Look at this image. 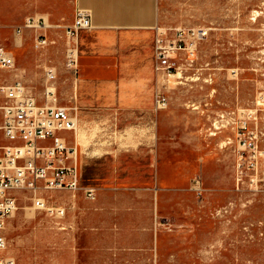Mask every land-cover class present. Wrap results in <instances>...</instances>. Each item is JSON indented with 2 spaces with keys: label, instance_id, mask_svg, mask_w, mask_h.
Masks as SVG:
<instances>
[{
  "label": "rangeland",
  "instance_id": "1",
  "mask_svg": "<svg viewBox=\"0 0 264 264\" xmlns=\"http://www.w3.org/2000/svg\"><path fill=\"white\" fill-rule=\"evenodd\" d=\"M18 2L0 0V42L16 57L0 69V86L21 82L38 102L54 87L48 99L72 108L66 25L75 0H59V21ZM159 10L161 25L210 28L175 83L160 73L168 99L160 107V170L169 189L157 208L149 193H109L100 211L84 189L38 193L64 215L17 190L3 252L15 264H264V0H159ZM39 16L47 26H24ZM41 36L47 42L37 46Z\"/></svg>",
  "mask_w": 264,
  "mask_h": 264
},
{
  "label": "crops",
  "instance_id": "2",
  "mask_svg": "<svg viewBox=\"0 0 264 264\" xmlns=\"http://www.w3.org/2000/svg\"><path fill=\"white\" fill-rule=\"evenodd\" d=\"M26 1L24 11L59 21V0ZM75 4L92 13V26L80 29L77 36L71 108L76 126L62 131L68 143L77 146L80 190L95 188V197H86L98 211L109 193H149L157 208L169 189L160 170L156 102L159 0H75Z\"/></svg>",
  "mask_w": 264,
  "mask_h": 264
},
{
  "label": "built area",
  "instance_id": "3",
  "mask_svg": "<svg viewBox=\"0 0 264 264\" xmlns=\"http://www.w3.org/2000/svg\"><path fill=\"white\" fill-rule=\"evenodd\" d=\"M24 26H47L44 16L28 17ZM92 26L91 10L77 6L71 24L66 32L72 36V53L69 65H78L77 36L80 29ZM21 32V26L17 27ZM207 26L176 25L156 26L155 69L159 73L174 74L190 68L197 60L199 44L208 37ZM47 39L36 38L37 46H43ZM16 57L0 42V69L12 68ZM48 80L56 77V71L46 70ZM5 90V101L0 105V264H15V258L5 255L8 241L4 230L8 218L18 208L16 191L28 189L34 194V205L56 215H64L65 207L47 204L42 190L65 189L73 193L81 186L78 166V150L69 144L62 131L75 129L76 120L71 107L49 100L54 87L48 88L45 100L38 102L32 93L26 92L21 82L1 87ZM156 102L165 107L167 97L160 91ZM6 142L1 141V138ZM252 144V142H249ZM87 197L94 198V187H85Z\"/></svg>",
  "mask_w": 264,
  "mask_h": 264
},
{
  "label": "bare ground",
  "instance_id": "4",
  "mask_svg": "<svg viewBox=\"0 0 264 264\" xmlns=\"http://www.w3.org/2000/svg\"><path fill=\"white\" fill-rule=\"evenodd\" d=\"M181 75V72H179V73H174V74H169V81L170 82H172V83H175V78L177 77V76H180Z\"/></svg>",
  "mask_w": 264,
  "mask_h": 264
}]
</instances>
